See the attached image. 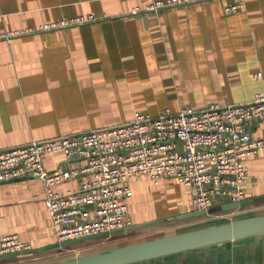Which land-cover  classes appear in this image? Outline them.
I'll use <instances>...</instances> for the list:
<instances>
[{
	"label": "crops",
	"instance_id": "obj_1",
	"mask_svg": "<svg viewBox=\"0 0 264 264\" xmlns=\"http://www.w3.org/2000/svg\"><path fill=\"white\" fill-rule=\"evenodd\" d=\"M230 1L205 0L129 16L127 11L141 0H0V32L80 14L105 16L0 38V149L124 123L135 112L158 115L166 108L198 109L251 99L264 87L255 77L257 71L264 73V0H245L242 8L227 13L224 6ZM244 129L263 138L264 117L251 119ZM84 163L59 152L43 157L47 170ZM246 163V197L264 195V145ZM88 179L74 177L53 189L76 190ZM172 180L154 184L143 175L126 181L133 192L128 200L132 224L152 220L153 198L178 199L187 211L194 209L187 188ZM44 198L38 178L0 181V232L17 233L31 249L56 242ZM218 201L227 200L217 198L212 206ZM259 201L264 200L237 209L264 208ZM261 241L264 233L133 264H205L213 250H246L251 262L264 261ZM36 254L2 258L0 264H25L29 257L38 259Z\"/></svg>",
	"mask_w": 264,
	"mask_h": 264
},
{
	"label": "built area",
	"instance_id": "obj_2",
	"mask_svg": "<svg viewBox=\"0 0 264 264\" xmlns=\"http://www.w3.org/2000/svg\"><path fill=\"white\" fill-rule=\"evenodd\" d=\"M127 15L157 14L162 9L205 0H141ZM245 0L224 6L232 12ZM105 16L75 15L0 32L10 40L33 31L56 30L90 23ZM255 77L264 83V73ZM264 117V87L251 99L237 103H212L203 108H166L158 115L135 112L131 120L71 134L30 141L0 149V181L38 178L45 191L50 229L57 241L83 237L132 224L128 200L130 178L146 175L154 184L173 179L191 194L195 210H209L215 199L241 201L249 178L246 159L264 145L244 129L254 118ZM59 152L65 158L81 157L85 163L68 169L47 170L43 157ZM81 180L76 190L57 192L53 186L71 178ZM225 213V212H224ZM210 214L211 213H207ZM214 215V214H212ZM31 249L15 232H0V254Z\"/></svg>",
	"mask_w": 264,
	"mask_h": 264
},
{
	"label": "water",
	"instance_id": "obj_3",
	"mask_svg": "<svg viewBox=\"0 0 264 264\" xmlns=\"http://www.w3.org/2000/svg\"><path fill=\"white\" fill-rule=\"evenodd\" d=\"M257 200H264V195L253 198L246 197L239 202L225 201L218 205L211 206L207 211L192 209L178 213L174 217L176 219H186L206 215L207 213H213L216 211L233 210ZM157 223V219L137 222L123 228H117L78 238L56 241L36 249H30L22 252L3 253L0 254V259L70 246L92 239L138 230ZM260 233H264V214L235 218L222 223H212L199 228L127 243L102 251L81 254L67 259L33 264H127Z\"/></svg>",
	"mask_w": 264,
	"mask_h": 264
},
{
	"label": "rangeland",
	"instance_id": "obj_4",
	"mask_svg": "<svg viewBox=\"0 0 264 264\" xmlns=\"http://www.w3.org/2000/svg\"><path fill=\"white\" fill-rule=\"evenodd\" d=\"M163 181H161L160 183H162ZM167 187L172 189L173 183H168ZM220 202L221 201H218L217 203ZM263 202L264 201H262L261 203ZM150 206L151 209L154 208L153 209L154 213L151 214L149 217H151V219L159 220V222L155 225H150L138 230H132L112 236H106V237L88 240L85 242L74 244L69 247L65 246L62 248L61 247L54 248L51 249V251H46V252L44 251L41 253H37L36 256L38 257V259L37 258L33 259L29 257L26 260H24V262L22 263L33 264V263L54 261L62 258L85 254V253L102 251L114 246L145 240L160 235L181 232L192 228L201 227L208 223L230 221L235 218H240L244 216L264 214V208H252V209H243V210L237 209L238 211L236 209H233L231 211L234 212L224 213V211H216L211 213V215L206 214L198 217L176 219L174 217L176 214L187 211L185 209L186 208L185 205L180 204V201L178 199H172L170 197L168 198L158 197L155 199L153 198L150 200ZM261 243H262L261 246L264 247V241H261ZM219 255H221L222 259L219 258ZM210 257L211 258L206 260L205 264H264V261L251 262L249 260L251 259V256L248 252H246V250L241 254L236 252L234 253L226 252L221 254L220 252H216L213 250V253H211ZM242 259H246V260L242 261Z\"/></svg>",
	"mask_w": 264,
	"mask_h": 264
},
{
	"label": "trees",
	"instance_id": "obj_5",
	"mask_svg": "<svg viewBox=\"0 0 264 264\" xmlns=\"http://www.w3.org/2000/svg\"><path fill=\"white\" fill-rule=\"evenodd\" d=\"M249 216H251V215H249ZM244 217H246V216H244ZM241 218V217H240ZM222 222H227V221H222ZM222 222H217V223H222ZM209 224H212V223H208V224H206V225H209ZM206 225H203V226H206ZM203 226H201V227H203ZM196 228H199V227H196ZM192 229H194V228H192ZM190 230V229H189ZM172 234V233H171ZM165 235H167V234H165ZM160 236H162V235H160ZM156 237H158V236H156ZM152 238H154V237H152ZM150 239V238H149ZM141 241V240H140ZM123 245V244H122ZM114 247H116V246H114ZM112 248V247H111ZM97 252V251H96ZM90 253H93V252H90ZM85 254H88V253H85ZM71 257H74V256H71ZM71 257H67V258H71ZM67 258H62V259H67ZM58 260H61V259H58ZM55 261V260H54ZM42 263V262H41ZM133 263V262H132ZM128 264V263H127Z\"/></svg>",
	"mask_w": 264,
	"mask_h": 264
}]
</instances>
